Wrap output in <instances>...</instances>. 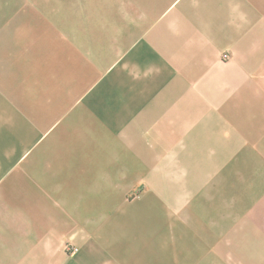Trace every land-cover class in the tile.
<instances>
[{
    "label": "crops",
    "instance_id": "crops-1",
    "mask_svg": "<svg viewBox=\"0 0 264 264\" xmlns=\"http://www.w3.org/2000/svg\"><path fill=\"white\" fill-rule=\"evenodd\" d=\"M0 264H264V0H0Z\"/></svg>",
    "mask_w": 264,
    "mask_h": 264
}]
</instances>
